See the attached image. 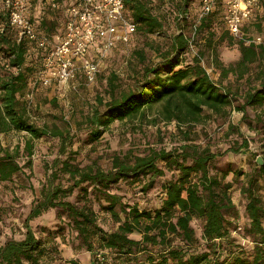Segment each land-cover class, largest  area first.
Returning <instances> with one entry per match:
<instances>
[{
	"label": "trees",
	"instance_id": "16d2710c",
	"mask_svg": "<svg viewBox=\"0 0 264 264\" xmlns=\"http://www.w3.org/2000/svg\"><path fill=\"white\" fill-rule=\"evenodd\" d=\"M196 1L125 0L127 16L137 25L136 34L167 33L168 15L160 12L164 5L168 6L169 15L175 17L179 34L168 48H156L157 60H149L145 52L135 50L140 66L127 89L117 92L118 76H111L108 98L98 97L97 106L87 118L86 142H98L115 121L135 119L148 120L153 125L175 122L183 139L182 144L170 150L151 149L144 156H116L110 169L97 163L86 166L75 163L76 157L67 148L75 137L70 128L64 132L56 126L32 121V109L25 95L34 88L33 77L44 65L35 51L28 53L26 41H16L15 31L0 16V23L7 28L0 34V181H10L23 170L17 159L19 147L14 150L5 147L2 134L29 133L26 142L29 155L35 140L57 138L61 155L66 157L57 156L48 166L46 180L25 219L24 238L8 239L0 245V264H80L77 260H66L59 249L57 239L68 237L67 231L77 239L78 248L92 254L89 264H264V166L254 163L249 173L241 169L215 171L218 154L211 147L195 144L191 136L193 127L206 119V110L226 117L237 95L243 99L238 109L245 115L247 108L264 107V43L247 45L240 39L237 62L227 67L217 62L222 79L232 74L237 83L243 84L246 78L244 89L217 83L202 65L201 56L190 62L184 58L190 45L185 32L191 20V6ZM34 2L33 21L39 30L51 35L58 24V13L45 0ZM218 24L225 27V34L232 39L221 3L201 20L195 32L207 31L212 38ZM13 67H19L20 71H11ZM39 86L34 88L35 94ZM257 120L264 127V120L261 117ZM229 129L242 138L233 143L232 151H248L249 134L244 138L240 128L232 124ZM232 173L237 179L246 178L241 188L246 199L244 234L254 243L252 249L242 246L231 234L238 226L231 192L234 182L227 181ZM158 181L161 202L154 208L124 202L123 195L113 192L126 183L138 185L146 194L156 189ZM96 204L101 212L119 223L116 229L104 228ZM51 212H56L58 218L66 217L67 221L53 229L44 228L46 238L39 237L34 224ZM194 221L202 224L201 231L195 228ZM134 234L141 238H135ZM102 251L106 252L104 263L97 257Z\"/></svg>",
	"mask_w": 264,
	"mask_h": 264
},
{
	"label": "rangeland",
	"instance_id": "374dc122",
	"mask_svg": "<svg viewBox=\"0 0 264 264\" xmlns=\"http://www.w3.org/2000/svg\"><path fill=\"white\" fill-rule=\"evenodd\" d=\"M199 1L193 2L194 4L191 6V20L185 32L191 41L184 58L190 62L193 58L201 56L202 65L217 83L224 86L231 85L234 89L239 87L242 90L246 87V78L243 84L237 83L232 74L222 79V70L217 64L220 61L227 67L237 62L240 39L235 37L231 39L230 36H227L222 24L216 25L212 38L207 31L199 34L195 32V27L199 26ZM160 12L168 15L165 21L167 33L164 36L158 34L145 35L139 32L134 35L130 44L121 45L105 56L101 57L95 52H91L90 58L99 63L101 70L94 82H87L84 72L80 68L77 79L67 86L57 84L53 88L38 87L39 90L36 92L31 106L32 121L38 125L56 126L64 132L70 128L75 137L73 144L67 148L68 152H72V155L76 157L75 163H79L81 166L97 163L103 169H110L113 158L116 156H144L151 149L166 148L170 150L182 144L183 136L175 122L153 125L148 123V120L142 122L139 119L115 121L98 142L91 144L86 142L87 118L97 106L98 97L108 98L111 89L109 84L111 76L113 74L118 76L116 84L119 88L117 92L120 89H127L133 84L132 76L135 74V69L140 66L135 50L145 52L149 60H157L156 48L158 46L163 49L168 48L173 37L179 34L176 19L173 15H169L168 6H162ZM257 12L259 15L255 16L243 28L244 38L247 40L261 38L264 43V5ZM210 39L211 43H209ZM253 66L257 65L254 64ZM255 70L256 67L251 78H253ZM236 98L232 108H229L230 113L226 117L210 114L206 110L204 112L206 119L202 124L193 127L191 136L195 144L211 147L213 152L218 154L214 164L215 171L241 169L244 173H249L254 168L258 156H262L264 159V127L257 120L258 117L264 120V107L247 108L248 113L245 115L242 110L238 109V106L243 104L242 97L237 95ZM230 124L240 128L244 138L249 134L248 151L242 150L240 153L232 151L233 143L236 140L242 141V138L237 133H232L229 129ZM28 138H30L29 133L17 131L1 135L5 147L11 150L19 147L17 159L23 166V170L10 181H0V245L8 239L19 240L24 238L26 231L24 222L34 199L39 195L43 181L46 180L48 166L57 156L66 158L60 152V140L53 137L35 140L32 154L29 155L26 149ZM28 163H30L29 166H27ZM227 181L234 182L231 192L238 212V219L235 220L238 226L232 229L231 234L238 238L242 246L252 249L254 243L244 234L247 222L245 216L246 199L241 194V188L245 184L246 178L242 176L237 179L232 173L228 176ZM159 186L158 181L156 189L143 194L138 185L122 183L113 192L123 195L124 202L154 208L161 202ZM95 208L99 212L100 223L106 230L112 231L118 227L119 223L115 222L109 214L101 212L99 204H96ZM66 221V217L58 218L56 212H51L37 220L34 225L38 236L46 238L47 235L43 232L44 228L53 229L56 224ZM193 225L201 231L202 224L199 221H194ZM67 234L68 237L62 236L57 239V242H60L59 249L62 250L63 257L66 260H77L80 264H89L92 260V254L85 249L78 248V241L75 236H70L68 231ZM133 236L137 239L141 238L139 234Z\"/></svg>",
	"mask_w": 264,
	"mask_h": 264
},
{
	"label": "built area",
	"instance_id": "2783aa9c",
	"mask_svg": "<svg viewBox=\"0 0 264 264\" xmlns=\"http://www.w3.org/2000/svg\"><path fill=\"white\" fill-rule=\"evenodd\" d=\"M45 1L52 11L58 13V24L51 35L39 30L33 21L34 0H0V16L15 31L16 41H26L28 53L35 51V56H39L44 65L33 77L34 88L39 84L49 87L54 83L67 86L77 79L80 68L87 82H94L101 70L99 63L90 58L91 52L105 56L119 44H130L137 32V25L127 16L125 0ZM262 1L200 0L198 22L200 24L221 3L230 34L245 40L247 45L250 42L262 44L261 38L247 40L243 33V27L254 19ZM6 24L0 23V34L6 31ZM10 70L17 73L20 68ZM34 88L25 95L29 109L35 97ZM104 254L106 252L102 251L97 256L101 263L106 260Z\"/></svg>",
	"mask_w": 264,
	"mask_h": 264
},
{
	"label": "water",
	"instance_id": "95a60500",
	"mask_svg": "<svg viewBox=\"0 0 264 264\" xmlns=\"http://www.w3.org/2000/svg\"><path fill=\"white\" fill-rule=\"evenodd\" d=\"M256 163L259 165V166H264V159L262 156H258L256 158Z\"/></svg>",
	"mask_w": 264,
	"mask_h": 264
},
{
	"label": "crops",
	"instance_id": "0c3cea01",
	"mask_svg": "<svg viewBox=\"0 0 264 264\" xmlns=\"http://www.w3.org/2000/svg\"><path fill=\"white\" fill-rule=\"evenodd\" d=\"M263 3H264V0L262 1V3H261V5L259 6V8H260L261 6H263ZM259 8H258V10H259ZM258 10H257V11H258ZM257 15H259V13H258V12L256 13V15H255V16H257Z\"/></svg>",
	"mask_w": 264,
	"mask_h": 264
}]
</instances>
